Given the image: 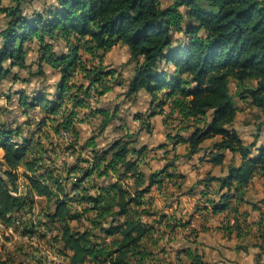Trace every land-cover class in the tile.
<instances>
[{"label": "trees", "instance_id": "trees-1", "mask_svg": "<svg viewBox=\"0 0 264 264\" xmlns=\"http://www.w3.org/2000/svg\"><path fill=\"white\" fill-rule=\"evenodd\" d=\"M3 1L0 82L14 67L12 80L20 79L18 71L30 65V49L38 57L35 74L43 75L46 63L59 80L51 97L43 89L16 91L19 112L38 109V117L20 123L0 106V225L17 224L23 235L37 228L41 236L50 232L66 264H206L189 247L173 248L171 256V234L190 225L194 213L205 221L229 211L232 216L220 228L246 239L248 244L239 247L256 248L255 261L261 264L264 197L251 202L256 221H248L240 205L247 202L252 180L260 178L264 186V144L256 137L246 143L233 124L244 109L238 101L264 112V0H55L31 12L26 0ZM116 45L127 46L134 62L124 94L145 91L151 109L146 116L163 115L166 140L157 148L184 143L189 158L203 150L204 140L215 138L207 148L212 165L224 166L225 151L239 161L183 190L184 175L175 164L179 154L145 174L140 165L150 149L135 148L134 134L98 146L97 135L115 114L91 109L82 118L80 111L120 83V72L115 75L116 69L103 62ZM6 99L12 101L11 95ZM94 113L102 114L97 133L81 143L76 124ZM135 118L149 130L141 114ZM62 132L69 134L67 144ZM20 176L26 190L14 196L10 189ZM170 184L180 194H198L186 218L157 210L148 197L158 186L171 199L176 194L167 192ZM36 197L47 209L36 210ZM83 218L82 226L73 225ZM205 226L191 228L186 240Z\"/></svg>", "mask_w": 264, "mask_h": 264}, {"label": "crops", "instance_id": "crops-1", "mask_svg": "<svg viewBox=\"0 0 264 264\" xmlns=\"http://www.w3.org/2000/svg\"><path fill=\"white\" fill-rule=\"evenodd\" d=\"M166 2V0H163ZM123 48V53L121 56H114V51H119V48ZM125 55L126 59L122 57ZM109 56L117 57L118 59L127 60L130 58V53L125 45H116L112 47L108 52H106L103 62L107 65V60ZM120 61V62H121ZM30 63V62H28ZM110 67V66H109ZM131 68V66H130ZM134 66L130 69L129 73H125L120 70V83L114 85L109 91L100 96L96 101L93 100L90 108H84L80 111V116L83 118L84 113L90 112L91 109H98L102 111H108L110 114H115L113 120L107 125V127L99 133L96 137V143L98 146H107L113 139L118 138L126 133L134 134V146L135 148H139L141 146H147L150 151L146 155L142 164L140 165L141 170L145 174H149L151 171L161 168L165 162L170 159L174 154H179V158L176 160V168L177 170L184 175V184L183 190L189 188L198 180L202 179L206 173L212 172L216 175H222L226 171L227 163L231 161H239V156L237 154H233L230 151H225V160L224 166H214L209 162L208 149L215 138H209L203 141L202 147L203 150L199 153L192 155L189 158L184 157V154L187 151V144H178L175 147L169 146L166 149L157 148L159 144L163 143L166 140V132L167 128L164 123L163 115L155 114L151 117H147L150 112L145 111H131L127 112L129 108H119L116 104L118 101L125 102V106L128 107L132 105L139 99L140 96L146 97L147 107L150 109V97L145 91H140L136 95H132L127 97L124 94L126 90L127 83L130 77L133 74ZM52 86L49 89H43L48 92V97H51L53 91ZM42 89V88H37ZM4 91V90H3ZM55 91V90H54ZM53 91V92H54ZM28 94L31 92L26 91ZM16 93V91H15ZM17 95V94H16ZM18 96V97H17ZM17 105L22 110V107L19 104V95H17ZM12 98V97H11ZM13 101V98H12ZM12 101L5 100L3 103H0V106H3L9 110V115L12 117L10 120H14V116H16L13 107L11 106ZM241 102V101H240ZM243 104V102H242ZM112 105V106H111ZM126 109V111H123ZM37 111L31 110V113L28 115H24L21 112H17L19 119H15L20 123L26 118H35L38 117V109ZM246 110H250L253 114L248 115L245 114L246 120H243L241 126L238 121L239 115L245 112V108L237 113L236 120L233 124V128L237 131L239 137L243 139L246 143L251 142L257 138V144H264V112L258 110L253 107L246 108ZM14 111V112H13ZM34 113V114H33ZM141 114L142 118L149 123V130L146 129V124L142 123L140 119H136L135 115ZM14 115V116H13ZM248 116V117H247ZM102 119V114L94 113L89 116H85L82 121L77 122L76 127L79 132V141L82 143L88 137H90L96 128L99 126L100 121ZM256 121V122H255ZM117 122V124H115ZM255 122V123H254ZM257 123V124H256ZM256 124V125H255ZM160 126V128L158 127ZM156 128L161 131V137L158 142H156ZM188 133H185L187 136ZM254 153L256 150L254 149ZM197 191V188H196ZM167 192L176 194L171 199H167L164 194V190L160 189L158 186H153L148 197L153 198L154 207L166 213H175L180 217H187L189 214L193 213L194 204L198 198L197 193L192 194H180L175 186L172 184L168 185ZM264 197V186L263 181L260 178H255L249 184L246 199L247 202L242 203L240 205V209L242 211H246L249 213L248 221H256L258 216V211L253 210L251 206V202H257L261 198ZM178 198V201L176 199ZM231 217L232 213L229 214V211H225L223 213H218L215 215H207V219L204 221L203 217L199 214L194 213V217L190 220V225L185 228H178L175 232L171 234L173 236V240L170 242L171 250L174 249H182V248H192L193 250H198V253L202 255L203 261L206 264H255V254L257 252L256 248H252L248 246L246 249L240 248L239 245L245 246L248 244L246 239L237 237L236 233L233 232L231 235H228L222 228H220L223 224V220L226 216ZM151 220V218H149ZM204 223L205 229H199V232L190 237L187 241L186 236L188 231L191 228L200 227V225ZM173 253V251H172ZM172 253L171 256H172ZM261 264H264V260Z\"/></svg>", "mask_w": 264, "mask_h": 264}, {"label": "rangeland", "instance_id": "rangeland-1", "mask_svg": "<svg viewBox=\"0 0 264 264\" xmlns=\"http://www.w3.org/2000/svg\"><path fill=\"white\" fill-rule=\"evenodd\" d=\"M25 10L27 12H31L32 10H43L45 6H48L49 4L55 3V0H26ZM163 4H166L165 1H163ZM3 3H7V0H4ZM6 21V18L2 13H0V29L4 26V23ZM35 42L28 43V45L31 47H34ZM120 50L114 51V56H121L125 52L123 51V48H119ZM109 56L107 60V66H110L112 68H115V75H117L120 70L124 71L125 73H129L130 69L134 66V62H130V58H127V60L121 61V59H118L117 57ZM27 61L30 62L29 67L22 69L18 71V75L20 77L19 80H12V74L13 72H17V68H12L11 74L0 82V103L4 102L6 99L7 94H10L13 98V101L11 102V106L13 107V110L15 111V115L13 119H19V110H21L17 105V95L15 91L23 90L32 92L33 90H37V88L42 89H49L50 86H52V90H55V85L57 81L59 80V73L55 70H53L48 64L43 63L42 69L44 71L43 75H36L35 73L38 71V65H37V53L33 50H29L27 53ZM123 59H126L125 55L122 57ZM121 61V62H120ZM131 66V68H130ZM4 90V91H3ZM53 91H51L53 93ZM17 96V97H16ZM119 106V108H129L127 109V112L129 110L131 111H145L151 112V109L147 107L146 103V97L143 95L139 97L135 103L132 105H129L128 107L125 106V102L118 101L116 104ZM112 106V105H111ZM238 106H242L245 108V112L239 115L238 126L242 124L243 120H246L245 114L252 115L253 113L249 110H246L248 106L242 104V102L238 101ZM38 108V107H37ZM13 111V112H14ZM123 111H126V109H123ZM248 117V116H247ZM12 118V117H11ZM10 118V119H11ZM24 118V117H23ZM242 121V122H241ZM256 122V121H255ZM254 122V123H255ZM117 124V122H115ZM257 124V123H256ZM255 124V125H256ZM160 128V126L158 125ZM159 128H156L158 130ZM98 130V127L93 132L92 135L96 134ZM161 131H155L156 137V144L161 137ZM64 138L61 135V140ZM68 142L70 141V137H68ZM64 144H66L64 142ZM64 159L67 161L72 160L70 155H62ZM21 179V183L25 187L26 190V179L23 176L19 177ZM37 198V197H36ZM42 208L45 210L47 209V206L44 202H42L40 199H36V210H42ZM82 223H84V218L79 221H74L73 225L75 226H82ZM17 224H13L11 226L4 225L3 222H1L0 225V264H58V262H62V259L64 258L61 256L60 252L56 249L54 246L53 238L48 237V235L44 234V236H41L43 233L41 229H38L35 232H30L29 235H23L21 234V229H16ZM12 233V235H11ZM13 236V237H12ZM53 236V235H51ZM5 241H4V240ZM9 239V240H7ZM13 239V240H12ZM41 248V249H40ZM46 249V250H45ZM43 250V251H42ZM47 253V254H46ZM66 260V259H65ZM64 260L63 264H66V261ZM62 264V263H61ZM252 264H255V262Z\"/></svg>", "mask_w": 264, "mask_h": 264}, {"label": "built area", "instance_id": "built-area-1", "mask_svg": "<svg viewBox=\"0 0 264 264\" xmlns=\"http://www.w3.org/2000/svg\"><path fill=\"white\" fill-rule=\"evenodd\" d=\"M62 137L64 138L63 140L65 143H66V141L69 140L68 139L69 134H67L66 132H62ZM24 191H25V187L23 186V184L21 183V179L19 178L17 180V184L15 185V191H13V192L16 193V196H20V192H24ZM27 214H29V213H27ZM32 217H34V216H32ZM37 230H38V228H37ZM46 235H48V237H52L51 236L52 234L50 232H46Z\"/></svg>", "mask_w": 264, "mask_h": 264}, {"label": "bare ground", "instance_id": "bare-ground-1", "mask_svg": "<svg viewBox=\"0 0 264 264\" xmlns=\"http://www.w3.org/2000/svg\"><path fill=\"white\" fill-rule=\"evenodd\" d=\"M71 136V135H70ZM68 143V141H66V144ZM13 191H15V186H14V188H11L10 189V192L14 195V196H16V193L15 192H13ZM24 192H20V195L21 194H23ZM11 235H12V233H11ZM13 237V236H12ZM4 240V239H3ZM7 240H9V239H7ZM13 240V239H12ZM5 241V240H4ZM41 249V248H40ZM46 250V249H45ZM43 251V250H42ZM47 254V253H46ZM63 264L64 263V260L62 259V262H58V264Z\"/></svg>", "mask_w": 264, "mask_h": 264}]
</instances>
